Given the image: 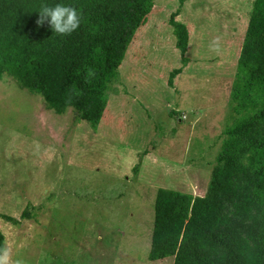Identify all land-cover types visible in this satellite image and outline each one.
<instances>
[{"label":"rangeland","instance_id":"1","mask_svg":"<svg viewBox=\"0 0 264 264\" xmlns=\"http://www.w3.org/2000/svg\"><path fill=\"white\" fill-rule=\"evenodd\" d=\"M253 3L153 0L94 126L0 81V215L16 221L0 219L8 264H173L239 117L230 96Z\"/></svg>","mask_w":264,"mask_h":264},{"label":"trees","instance_id":"2","mask_svg":"<svg viewBox=\"0 0 264 264\" xmlns=\"http://www.w3.org/2000/svg\"><path fill=\"white\" fill-rule=\"evenodd\" d=\"M152 1L0 0V81L40 96L55 115L71 109L78 121L97 125L105 90ZM58 3L80 14L71 34L53 32L47 21L36 23L42 7ZM174 17L169 23L185 62L188 35ZM180 71L170 72L169 84ZM230 97L239 117L223 131L206 194L188 207L173 264H264V0H254Z\"/></svg>","mask_w":264,"mask_h":264},{"label":"clouds","instance_id":"3","mask_svg":"<svg viewBox=\"0 0 264 264\" xmlns=\"http://www.w3.org/2000/svg\"><path fill=\"white\" fill-rule=\"evenodd\" d=\"M40 18L37 25L45 21L50 25L53 32L59 35H68L74 32L81 23V17L78 10L64 4H56L49 7L44 6L40 9ZM9 253L6 249L0 250V264H8Z\"/></svg>","mask_w":264,"mask_h":264}]
</instances>
